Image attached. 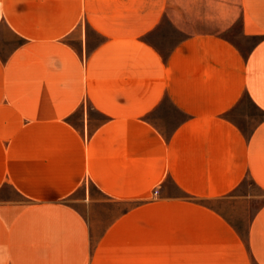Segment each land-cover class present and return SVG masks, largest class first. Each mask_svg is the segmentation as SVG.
<instances>
[{"label":"crops","instance_id":"1","mask_svg":"<svg viewBox=\"0 0 264 264\" xmlns=\"http://www.w3.org/2000/svg\"><path fill=\"white\" fill-rule=\"evenodd\" d=\"M225 6L0 0V264H264V203L229 220L264 196V0L247 50ZM103 200L133 204L98 236Z\"/></svg>","mask_w":264,"mask_h":264},{"label":"rangeland","instance_id":"2","mask_svg":"<svg viewBox=\"0 0 264 264\" xmlns=\"http://www.w3.org/2000/svg\"><path fill=\"white\" fill-rule=\"evenodd\" d=\"M226 3L225 9L221 10L222 12V20H221V29L220 35L231 40L235 45L241 46L244 50L248 48L243 46L244 43H241V34H242V14L239 7V0H223ZM180 38V34L178 35ZM71 43L77 46L80 42L76 39H69ZM90 45H96L101 42L102 37L99 34H92L90 36ZM20 42V41H19ZM248 46L250 43L247 44ZM174 117V116H172ZM184 116L178 112L176 115V120L178 124L182 121ZM246 183H251V180L247 179ZM84 184L78 195H82L85 189ZM90 190L94 191V186L89 185ZM253 188V186H252ZM7 193H13L10 190V187L7 186L5 188ZM96 196H101L100 194L95 193ZM261 195V193H260ZM264 203V196L261 195L257 197L251 203L243 206L241 211L232 212V216L229 217V220L237 227V229L241 232L243 236L246 235V228L248 222L252 219L254 213L260 206ZM133 203L127 202H119L115 200H103L94 202L89 205L87 203H80L79 208L87 214V219L89 223L92 225L95 234L99 236L100 232L104 228L108 222L118 214L126 210Z\"/></svg>","mask_w":264,"mask_h":264},{"label":"built area","instance_id":"3","mask_svg":"<svg viewBox=\"0 0 264 264\" xmlns=\"http://www.w3.org/2000/svg\"><path fill=\"white\" fill-rule=\"evenodd\" d=\"M157 193V191H155Z\"/></svg>","mask_w":264,"mask_h":264}]
</instances>
